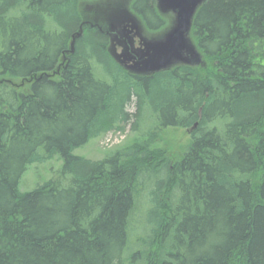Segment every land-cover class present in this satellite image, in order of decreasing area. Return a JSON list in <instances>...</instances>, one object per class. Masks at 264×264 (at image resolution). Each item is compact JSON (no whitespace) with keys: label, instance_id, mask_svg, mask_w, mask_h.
<instances>
[{"label":"trees","instance_id":"obj_1","mask_svg":"<svg viewBox=\"0 0 264 264\" xmlns=\"http://www.w3.org/2000/svg\"><path fill=\"white\" fill-rule=\"evenodd\" d=\"M81 1L0 0V264H264V0H205L190 28L205 66L149 77L110 58ZM131 8L150 30L165 23L153 0ZM143 97L155 128L189 130L179 158L152 136L73 153L135 129ZM54 156L52 176L20 191Z\"/></svg>","mask_w":264,"mask_h":264},{"label":"rangeland","instance_id":"obj_2","mask_svg":"<svg viewBox=\"0 0 264 264\" xmlns=\"http://www.w3.org/2000/svg\"><path fill=\"white\" fill-rule=\"evenodd\" d=\"M135 0H82L78 9L82 19L89 18V21H98L99 25H104L107 18L118 15L132 16L138 23L141 34L146 37L161 35L171 24V14L161 13L156 9L155 0L153 5L158 15L165 18V23L157 30H150L143 20L131 8ZM192 41L191 37L189 36ZM199 53V52H198ZM200 54V53H199ZM204 67V60L200 56L199 64ZM99 67L102 69L101 65ZM19 82V80H18ZM23 87V86H22ZM25 90V88H23ZM129 111L134 110L133 103L128 106ZM154 111L151 109L148 100L143 97L140 101V111L135 118L136 128H132L130 123L119 124L99 136L91 138L84 145L77 147L73 153L92 160H99L117 149L132 145L135 142L147 141L150 136L149 148H161L165 155L171 160L179 158L186 150L190 142L189 130L185 128L164 125L155 128L153 120ZM61 165V160L54 156L50 159L34 162L27 166L23 172L18 188L20 191H29L36 185L48 180Z\"/></svg>","mask_w":264,"mask_h":264},{"label":"water","instance_id":"obj_3","mask_svg":"<svg viewBox=\"0 0 264 264\" xmlns=\"http://www.w3.org/2000/svg\"><path fill=\"white\" fill-rule=\"evenodd\" d=\"M204 1L155 0L158 11L172 14L170 26L155 37L143 36L139 23L128 15L107 18L104 25H99L96 20L92 21L93 24L86 23L95 25L108 36L107 52L119 66L131 74L147 75L179 64H199L200 54L189 38V31L197 8ZM83 23L71 35V52L75 39L82 33Z\"/></svg>","mask_w":264,"mask_h":264},{"label":"flooded vegetation","instance_id":"obj_4","mask_svg":"<svg viewBox=\"0 0 264 264\" xmlns=\"http://www.w3.org/2000/svg\"><path fill=\"white\" fill-rule=\"evenodd\" d=\"M106 36V35H105ZM124 70V69H123ZM171 70V69H170ZM125 71V70H124ZM168 71V70H167ZM125 72H127V71H125ZM159 72H161V71H158V72H154V73H152V74H147V75H137V74H132V75H135V76H140V77H149V76H151V75H153V74H156V73H159ZM128 73V72H127ZM131 74V73H130Z\"/></svg>","mask_w":264,"mask_h":264}]
</instances>
